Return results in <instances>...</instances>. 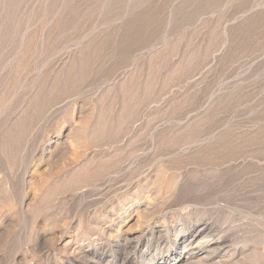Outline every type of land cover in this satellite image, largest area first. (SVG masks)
I'll use <instances>...</instances> for the list:
<instances>
[{"label":"rangeland","instance_id":"1","mask_svg":"<svg viewBox=\"0 0 264 264\" xmlns=\"http://www.w3.org/2000/svg\"><path fill=\"white\" fill-rule=\"evenodd\" d=\"M142 214L264 264V0H0V264H86Z\"/></svg>","mask_w":264,"mask_h":264},{"label":"bare ground","instance_id":"2","mask_svg":"<svg viewBox=\"0 0 264 264\" xmlns=\"http://www.w3.org/2000/svg\"><path fill=\"white\" fill-rule=\"evenodd\" d=\"M144 215L145 216H143L142 214L143 217L141 219L139 217L140 220L138 218L136 219V221L139 220V223L137 222L138 225L137 234L132 231H128L129 229L128 230L126 229V231L122 235V237L124 238L120 239V236L119 237L117 236L115 237V239H113L116 240L118 238V241L115 243L114 252L111 253L109 252L110 255H107L108 253L104 252L103 250L92 251L91 253L85 255L87 259L86 264H192V262L194 264L193 259L199 260L202 257L204 258V256L202 255L203 254L207 255L206 254L207 250L211 249V252L209 251L210 252L209 258L212 260L217 256L216 252L218 250H225L224 252L225 254L229 252L228 250L231 249L230 248L231 242L229 244V239H227L225 235L224 236L222 235L227 233H222L217 231L212 225L202 223L201 225H199V227H196V229H194L193 233H191L189 237H187L186 231L190 232L192 229L188 227L185 230L183 229L184 230V232L182 231L183 234L175 235L174 239H170L169 233L171 230L169 226L166 227L164 224L158 223L157 219L159 217L155 218L148 215L146 216V214ZM160 220L164 222V220H166V215H162ZM100 233L103 234V232ZM107 236L113 238L112 235H107ZM206 237L211 239L212 245L205 244L207 247L206 246L202 247L203 244L201 243V241L204 238L206 239ZM110 238L108 242L109 244L113 245V243L110 242L111 241ZM243 242L245 244V240ZM163 243L165 247L164 250H162V248L160 249L161 244ZM178 245L181 246L177 248L176 246ZM142 246L145 248V250L141 249L142 251L141 250L138 251V249H140ZM211 246L212 248H209ZM199 251H203V252L200 253ZM70 254H72V252H70ZM75 255H77V253ZM231 256L233 257V255ZM106 257L109 258L107 259ZM197 260L196 263H198Z\"/></svg>","mask_w":264,"mask_h":264}]
</instances>
